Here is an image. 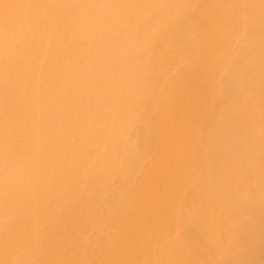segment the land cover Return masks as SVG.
Masks as SVG:
<instances>
[{
    "label": "bare ground",
    "instance_id": "bare-ground-1",
    "mask_svg": "<svg viewBox=\"0 0 264 264\" xmlns=\"http://www.w3.org/2000/svg\"><path fill=\"white\" fill-rule=\"evenodd\" d=\"M0 264H264V0H0Z\"/></svg>",
    "mask_w": 264,
    "mask_h": 264
}]
</instances>
